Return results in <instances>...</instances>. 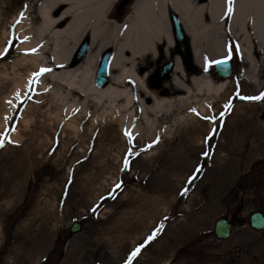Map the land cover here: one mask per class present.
I'll return each mask as SVG.
<instances>
[{
	"label": "rangeland",
	"instance_id": "374dc122",
	"mask_svg": "<svg viewBox=\"0 0 264 264\" xmlns=\"http://www.w3.org/2000/svg\"><path fill=\"white\" fill-rule=\"evenodd\" d=\"M28 1L0 0V32L14 33L0 52V264H127L137 247L131 264H264V227L249 224L252 212L264 214V105L235 99L256 86L234 72L209 112L160 132L152 155L112 120L90 132V117L76 113L80 131L66 133L72 118L50 100L57 85L42 88L45 73L34 74L69 67L82 40L63 66L20 62L11 18L28 14ZM224 35L233 58L238 46ZM170 78L148 86L156 92ZM222 217L236 220L226 239L214 233Z\"/></svg>",
	"mask_w": 264,
	"mask_h": 264
},
{
	"label": "bare ground",
	"instance_id": "6f19581e",
	"mask_svg": "<svg viewBox=\"0 0 264 264\" xmlns=\"http://www.w3.org/2000/svg\"><path fill=\"white\" fill-rule=\"evenodd\" d=\"M117 1L29 0L28 14L15 27L16 49L21 52L18 60L29 62L31 67L49 59L54 67L67 64L84 32L89 31V47L80 63L59 72L51 69L43 75L42 88L46 80L57 85L49 93L60 118H72L66 123L72 131L64 129L66 133L78 135L80 131L76 113L90 117V132L97 124L112 120L120 131L137 135L140 148L151 146L147 156L163 147L158 141L161 131L169 137L176 126L193 121L194 110L209 112L211 101L228 87L227 78L215 81L204 73L188 76L176 57L169 84L154 92L145 74L138 72L145 55L155 54L159 40L166 43L165 51L173 47L168 10L178 14L189 34L197 64L202 65L204 58L225 56L224 32L228 30L245 62L246 78L255 86L259 84L255 70L258 63L264 64V0H234L230 14L227 0H131L122 16L115 14ZM31 12L36 18H29ZM18 13L13 14V23L19 20ZM11 34L5 25L0 32V52L4 39ZM106 46L112 47L113 55L110 82L97 87L93 83L94 70ZM204 48H208L207 54ZM32 49L38 51L32 53ZM15 71L13 65L12 73Z\"/></svg>",
	"mask_w": 264,
	"mask_h": 264
},
{
	"label": "flooded vegetation",
	"instance_id": "af4514ba",
	"mask_svg": "<svg viewBox=\"0 0 264 264\" xmlns=\"http://www.w3.org/2000/svg\"><path fill=\"white\" fill-rule=\"evenodd\" d=\"M131 0H118L115 4L114 10L116 11L115 14L118 16H122V14L126 10V6ZM204 1V0H201ZM173 13L172 10L167 11V19L169 23H171V14ZM173 27V25H172ZM225 33V32H224ZM86 39L85 36H83ZM173 39V47L170 51H165L166 43L164 40H159L155 45V54L150 55L146 54L143 58L142 63L138 66V72L140 74H145L146 82L148 85H155L160 84L164 81L165 78L171 77L173 74V66L175 58H179L182 62L183 71L188 76L196 75L199 73H205L211 76L215 81L223 80L224 78L217 75L215 73L214 67L212 63H206V59H203V67L195 62L193 49H192V42L189 34L185 30L184 34V47L181 48L179 46V42L176 36L172 33ZM227 44V43H226ZM227 47V46H226ZM227 56L229 55V50L226 48ZM209 60V59H207ZM230 62V70L231 75L235 72L242 74L245 77V62L242 60L240 52L237 47V55L229 60ZM207 69V70H206ZM256 75L259 78V84L255 87V92L252 93V96H259L260 94L264 93V64L258 63L256 67ZM230 75V76H231ZM243 93H239L235 95L236 100H248V99H241L240 97H252L247 95H242ZM255 102L257 105H264V100H250Z\"/></svg>",
	"mask_w": 264,
	"mask_h": 264
},
{
	"label": "water",
	"instance_id": "95a60500",
	"mask_svg": "<svg viewBox=\"0 0 264 264\" xmlns=\"http://www.w3.org/2000/svg\"><path fill=\"white\" fill-rule=\"evenodd\" d=\"M171 22H172V32L176 36L179 46L181 48L184 47V31L181 26L179 17L177 16L176 13L171 14ZM89 47V43L87 39L82 41L80 45L77 47L76 51L74 52L71 61L69 63L70 67H73L80 63L84 57L85 53ZM112 51L111 49H105L99 60L98 63L95 67L94 70V78H93V83L97 87H103L109 83V68H110V63L112 59ZM225 58H219L216 59L215 61L223 60ZM214 62V61H213ZM214 65V70L215 73L223 78H227L231 74L230 70V62L228 60L227 63L225 64H216L213 63ZM249 224L251 227L255 229H262L264 227V214L261 211H254L250 214L249 216ZM236 225V220L235 219H227V218H219L214 225V233L218 238L221 239H226L229 237L231 233V228ZM80 228V222L75 221L71 227H70V232L73 233L77 231Z\"/></svg>",
	"mask_w": 264,
	"mask_h": 264
},
{
	"label": "snow or ice",
	"instance_id": "6c2138e0",
	"mask_svg": "<svg viewBox=\"0 0 264 264\" xmlns=\"http://www.w3.org/2000/svg\"><path fill=\"white\" fill-rule=\"evenodd\" d=\"M227 3L229 4V7H228V9H227V14H230V13H232V11H233V7L231 6V5H233L234 4V0H227ZM20 18L21 19H23L24 18V13L23 12H21L20 13ZM18 23H20V20H17V24ZM38 51V49H32L31 50V52L32 53H35V52H37ZM231 59V46H229V55L225 58V59H223V60H219V61H214V62H212V63H216V64H225V63H227L228 62V60H230ZM207 70V69H206ZM49 71H51V69H48V68H41L40 69V71H39V73H36V74H34V75H36V76H39V75H43L44 73H46V72H49ZM241 99H248V100H264V93H262V94H260L259 96H252V97H240ZM9 103H11V102H9ZM6 119H11L10 117H7ZM205 119H214V118H212V117H205ZM15 129H12V131H14ZM126 135H128V136H130L131 134L130 133H128V132H126L125 133ZM6 138V137H5ZM8 142H13V141H8ZM4 146V139H0V147H3ZM205 154H207V153H205ZM128 166V164H127V162H125V167H127ZM197 171H199V169H197ZM117 187H120V185H117ZM185 191H187V189H185ZM93 211H95V209H93ZM154 238V235L153 236H149L148 237V240L150 241L151 239H153ZM140 247H137L132 253H131V255L129 256V258H128V262H127V264H131V261H132V259L133 258H135L138 254H139V252H140Z\"/></svg>",
	"mask_w": 264,
	"mask_h": 264
}]
</instances>
